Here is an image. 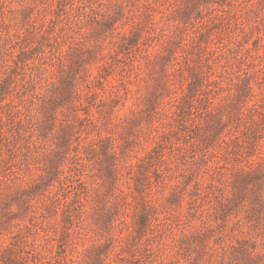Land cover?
Returning a JSON list of instances; mask_svg holds the SVG:
<instances>
[{
	"label": "clouds",
	"instance_id": "clouds-1",
	"mask_svg": "<svg viewBox=\"0 0 264 264\" xmlns=\"http://www.w3.org/2000/svg\"><path fill=\"white\" fill-rule=\"evenodd\" d=\"M0 3V264H264V0Z\"/></svg>",
	"mask_w": 264,
	"mask_h": 264
},
{
	"label": "rangeland",
	"instance_id": "rangeland-1",
	"mask_svg": "<svg viewBox=\"0 0 264 264\" xmlns=\"http://www.w3.org/2000/svg\"><path fill=\"white\" fill-rule=\"evenodd\" d=\"M4 12H3V4L0 3V23L3 22ZM7 264V262H6Z\"/></svg>",
	"mask_w": 264,
	"mask_h": 264
}]
</instances>
